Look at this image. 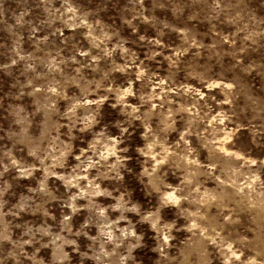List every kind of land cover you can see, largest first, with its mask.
<instances>
[{
	"label": "clouds",
	"instance_id": "9594fccd",
	"mask_svg": "<svg viewBox=\"0 0 264 264\" xmlns=\"http://www.w3.org/2000/svg\"><path fill=\"white\" fill-rule=\"evenodd\" d=\"M0 264H264V0H0Z\"/></svg>",
	"mask_w": 264,
	"mask_h": 264
}]
</instances>
